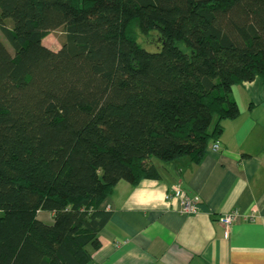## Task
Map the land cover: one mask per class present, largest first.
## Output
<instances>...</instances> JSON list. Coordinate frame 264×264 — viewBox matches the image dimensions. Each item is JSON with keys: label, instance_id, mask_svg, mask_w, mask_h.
<instances>
[{"label": "trees", "instance_id": "trees-1", "mask_svg": "<svg viewBox=\"0 0 264 264\" xmlns=\"http://www.w3.org/2000/svg\"><path fill=\"white\" fill-rule=\"evenodd\" d=\"M0 28V264H93L115 185L198 164L264 81V0H0Z\"/></svg>", "mask_w": 264, "mask_h": 264}, {"label": "crops", "instance_id": "crops-1", "mask_svg": "<svg viewBox=\"0 0 264 264\" xmlns=\"http://www.w3.org/2000/svg\"><path fill=\"white\" fill-rule=\"evenodd\" d=\"M231 96L239 113L221 121L219 150L212 141L198 164L158 163V178L115 185L100 205L111 215L99 246H87L93 264H264V81ZM175 185L199 198L198 212L180 213ZM230 211L239 216L227 229L218 218ZM51 215L38 212L46 223Z\"/></svg>", "mask_w": 264, "mask_h": 264}, {"label": "built area", "instance_id": "built-area-1", "mask_svg": "<svg viewBox=\"0 0 264 264\" xmlns=\"http://www.w3.org/2000/svg\"><path fill=\"white\" fill-rule=\"evenodd\" d=\"M211 148L215 151L220 149L218 140L212 143ZM172 190V195L174 193V195L178 198L180 213L193 214L198 212V204L200 202L198 197L187 194L185 191L181 190L178 185H175ZM167 197H169V195H167ZM238 216L239 215L236 211H230L228 213L221 214L218 219L227 229H229L230 226L237 220Z\"/></svg>", "mask_w": 264, "mask_h": 264}, {"label": "rangeland", "instance_id": "rangeland-1", "mask_svg": "<svg viewBox=\"0 0 264 264\" xmlns=\"http://www.w3.org/2000/svg\"><path fill=\"white\" fill-rule=\"evenodd\" d=\"M5 26L7 28H10L11 25H10V22L7 21L5 23ZM0 38L1 40L5 43V45L11 49V46L9 44V41L8 39L6 38L4 32L2 31V29L0 28ZM65 39V36L63 34V32L60 30V29H57V30H52L50 32H48V34L45 36V38L43 39V43L50 47L51 49H58L62 42L64 41ZM146 45L148 46V44L146 43ZM149 47H152V46H149ZM40 215V214H39ZM46 215V214H44ZM44 217V216H43Z\"/></svg>", "mask_w": 264, "mask_h": 264}]
</instances>
